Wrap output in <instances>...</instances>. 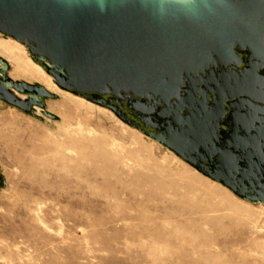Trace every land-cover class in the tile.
Segmentation results:
<instances>
[{"label": "rangeland", "instance_id": "obj_1", "mask_svg": "<svg viewBox=\"0 0 264 264\" xmlns=\"http://www.w3.org/2000/svg\"><path fill=\"white\" fill-rule=\"evenodd\" d=\"M0 44L12 79L56 94L34 113L0 100V264H264V204Z\"/></svg>", "mask_w": 264, "mask_h": 264}, {"label": "water", "instance_id": "obj_2", "mask_svg": "<svg viewBox=\"0 0 264 264\" xmlns=\"http://www.w3.org/2000/svg\"><path fill=\"white\" fill-rule=\"evenodd\" d=\"M0 33L60 89L264 204V0H0ZM0 63V100L34 113L56 96Z\"/></svg>", "mask_w": 264, "mask_h": 264}, {"label": "bare ground", "instance_id": "obj_3", "mask_svg": "<svg viewBox=\"0 0 264 264\" xmlns=\"http://www.w3.org/2000/svg\"><path fill=\"white\" fill-rule=\"evenodd\" d=\"M0 48H2V49H5L6 51H9L10 53H13L14 52V49H12L11 47H8V46H6V45H2V44H0ZM17 55V54H16ZM19 56V55H18ZM21 59V58H20ZM21 67V66H20ZM24 68V67H23ZM24 69H26V68H24ZM26 70H29L30 72L32 71V73L34 74H40V75H44L43 74V71L41 70V68L37 65V64H31V66H29V68H27ZM51 80H46V82H50ZM70 127V126H69ZM79 129H81L82 131L84 130V129H82V124H81V122L79 123ZM135 142L134 143H136V144H139V142H138V140H134Z\"/></svg>", "mask_w": 264, "mask_h": 264}]
</instances>
